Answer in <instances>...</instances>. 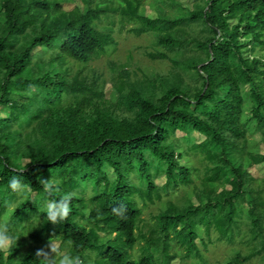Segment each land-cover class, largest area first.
Here are the masks:
<instances>
[{
	"label": "trees",
	"instance_id": "16d2710c",
	"mask_svg": "<svg viewBox=\"0 0 264 264\" xmlns=\"http://www.w3.org/2000/svg\"><path fill=\"white\" fill-rule=\"evenodd\" d=\"M64 1L0 6V224L18 238L11 252H0V264H42L35 252L52 237L83 261L93 254L92 264L197 262L212 231L250 249L224 264L264 257V177L248 170L264 162L250 137L259 133L264 143V0H192L191 8L157 0L154 18L142 0L118 7L81 0L70 10ZM113 12L137 22L135 33L150 32L160 48L146 55L171 67L137 78L111 63L107 95L102 75L81 67L72 73L71 59L86 65L114 49L113 35L97 26ZM35 48L53 49L50 64L63 68L39 65L25 78ZM189 151L204 162L199 186L183 204L163 200L191 184ZM13 176L23 192L9 188ZM40 179L58 183L52 199L74 194L61 224L46 221ZM156 201L159 211L144 230L143 209ZM120 204L123 219L112 212Z\"/></svg>",
	"mask_w": 264,
	"mask_h": 264
},
{
	"label": "rangeland",
	"instance_id": "374dc122",
	"mask_svg": "<svg viewBox=\"0 0 264 264\" xmlns=\"http://www.w3.org/2000/svg\"><path fill=\"white\" fill-rule=\"evenodd\" d=\"M183 7L191 8L192 0H179ZM2 0H0L1 6ZM119 2L121 0H94V4H100L102 7H118ZM157 0H142V6L144 7V13L150 17H156L157 11ZM74 6L82 7L81 0H65L62 3V7L64 10H70ZM168 10V8H166ZM1 12V7H0ZM1 22V20H0ZM97 26L100 29L109 31L115 41L116 45L114 49L108 50L105 53H101L98 57L88 62L86 65L83 63H78L71 59L72 66L71 72L74 73L80 67L83 72L90 74L91 72H95L101 74L102 77L106 80L105 91L108 95L111 85L110 78L112 75L111 63L118 67H124L127 69L132 77L142 78L144 75H155L159 73H164L169 70L171 67V62L169 60H161V59H151L146 55V52H156L160 47L155 44L154 36L149 32H143L141 34H137L131 29L135 26H138L137 22H131L127 20H121V17L118 12L110 13L108 16H103L101 19L97 21ZM2 31V30H0ZM54 54V50H47L46 48H35L33 50L34 60L31 65L32 71L26 73L23 72V76L25 78L30 77L33 79V74L36 75L38 73L39 65H44L46 69L50 68L53 72L56 71L57 68H63V64L60 63H51L48 58ZM40 58L46 60L45 62H40ZM66 65H64L65 67ZM79 66V67H78ZM83 66V67H82ZM36 73V74H35ZM87 74V75H88ZM184 133L181 131H176L177 136H181ZM192 135L195 138V142H200L204 137L197 132H193ZM259 141L260 152L264 153V143L260 142L259 133L250 136ZM185 148L188 146L185 145ZM189 155L193 161V166L195 170L192 171V182L190 185H181L173 191H170L168 194H163V200H171L177 204H180V200L182 204L187 201V198L191 196L193 189L199 186L201 182V178L204 172V162L200 159V155L194 154L192 151H189ZM25 162V161H24ZM181 162H183L181 160ZM250 173L255 178H263L264 177V162L259 164H254L248 169ZM165 182L164 176H159L155 179V183L161 185ZM192 201L195 203L196 198L195 195L191 197ZM160 203L156 201L153 204H149L144 207L142 214V223L144 224V230H147L149 224H153V216L157 214L159 211ZM216 232L212 231L210 233V238L212 239L207 246L206 249H203L201 243L197 240V243L203 249V259L195 262L191 261L189 258H175L171 261L170 264H224L228 261L230 257H232L237 250L241 251L242 255L247 254L250 249L245 245L235 242L234 244H228L224 241H218L216 239ZM240 240V239H237ZM55 243L59 244V241L55 239ZM64 253V251H61ZM264 253V252H262ZM94 259V255L89 256V258H85L84 264H92ZM243 264H264V257L260 255H256L251 259L247 260Z\"/></svg>",
	"mask_w": 264,
	"mask_h": 264
},
{
	"label": "clouds",
	"instance_id": "9594fccd",
	"mask_svg": "<svg viewBox=\"0 0 264 264\" xmlns=\"http://www.w3.org/2000/svg\"><path fill=\"white\" fill-rule=\"evenodd\" d=\"M27 166V165H26ZM25 166V168H26ZM24 168V169H25ZM39 183L42 185L44 192L49 197L46 204V221L52 224H61L71 212V200L74 196L73 193H67L60 199H52L54 193L58 192L59 185L56 181L50 179H40ZM9 188L13 192H23L25 185L16 176H13L9 181ZM114 215L123 219L126 215L127 209L123 204L118 205L112 209ZM18 238H15L9 231L8 225L0 224V252L9 253L12 251V245L17 242ZM55 237L49 239L45 247L38 249L35 252V256L42 261V264H84V261L80 256H71L67 253H63L57 243L54 242Z\"/></svg>",
	"mask_w": 264,
	"mask_h": 264
}]
</instances>
